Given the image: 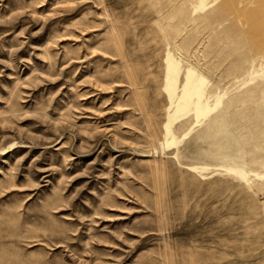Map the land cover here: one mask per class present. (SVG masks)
<instances>
[{
  "label": "rangeland",
  "instance_id": "374dc122",
  "mask_svg": "<svg viewBox=\"0 0 264 264\" xmlns=\"http://www.w3.org/2000/svg\"><path fill=\"white\" fill-rule=\"evenodd\" d=\"M0 264H264V0H0Z\"/></svg>",
  "mask_w": 264,
  "mask_h": 264
}]
</instances>
